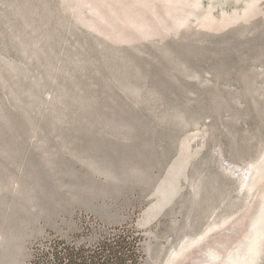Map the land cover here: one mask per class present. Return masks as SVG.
<instances>
[{"label":"rangeland","instance_id":"1","mask_svg":"<svg viewBox=\"0 0 264 264\" xmlns=\"http://www.w3.org/2000/svg\"><path fill=\"white\" fill-rule=\"evenodd\" d=\"M84 220L264 264V0H0V264Z\"/></svg>","mask_w":264,"mask_h":264},{"label":"trees","instance_id":"2","mask_svg":"<svg viewBox=\"0 0 264 264\" xmlns=\"http://www.w3.org/2000/svg\"><path fill=\"white\" fill-rule=\"evenodd\" d=\"M28 264H144L142 236L128 224L106 227L84 220L67 236L37 241Z\"/></svg>","mask_w":264,"mask_h":264}]
</instances>
